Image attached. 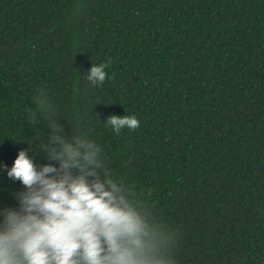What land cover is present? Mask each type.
I'll list each match as a JSON object with an SVG mask.
<instances>
[{
    "label": "trees",
    "instance_id": "1",
    "mask_svg": "<svg viewBox=\"0 0 264 264\" xmlns=\"http://www.w3.org/2000/svg\"><path fill=\"white\" fill-rule=\"evenodd\" d=\"M41 90L65 134L98 144L113 179L176 234L174 264H264V0H0L8 169L22 149L57 163L29 144ZM126 114L140 127L105 126ZM23 190L0 168V209Z\"/></svg>",
    "mask_w": 264,
    "mask_h": 264
},
{
    "label": "clouds",
    "instance_id": "2",
    "mask_svg": "<svg viewBox=\"0 0 264 264\" xmlns=\"http://www.w3.org/2000/svg\"><path fill=\"white\" fill-rule=\"evenodd\" d=\"M108 64H93L87 79L103 85ZM26 119L49 162L38 166L30 149L12 167L0 165L24 190L19 208L0 209V264H174L176 234L158 223L125 183L113 179L102 148L83 135L65 134L56 109L41 90ZM50 128L47 139L36 127ZM114 132L136 130L135 116L110 115Z\"/></svg>",
    "mask_w": 264,
    "mask_h": 264
}]
</instances>
